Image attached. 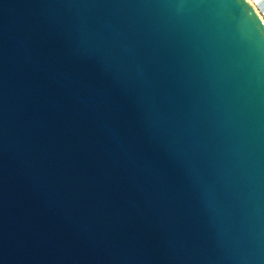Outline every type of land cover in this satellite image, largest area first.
<instances>
[{"label": "water", "instance_id": "water-1", "mask_svg": "<svg viewBox=\"0 0 264 264\" xmlns=\"http://www.w3.org/2000/svg\"><path fill=\"white\" fill-rule=\"evenodd\" d=\"M0 264H264L249 0H0Z\"/></svg>", "mask_w": 264, "mask_h": 264}, {"label": "bare ground", "instance_id": "bare-ground-1", "mask_svg": "<svg viewBox=\"0 0 264 264\" xmlns=\"http://www.w3.org/2000/svg\"><path fill=\"white\" fill-rule=\"evenodd\" d=\"M249 1L253 4L257 12H259L261 18L264 20V0H249ZM259 9L260 10L262 9V11H260Z\"/></svg>", "mask_w": 264, "mask_h": 264}, {"label": "rangeland", "instance_id": "rangeland-1", "mask_svg": "<svg viewBox=\"0 0 264 264\" xmlns=\"http://www.w3.org/2000/svg\"><path fill=\"white\" fill-rule=\"evenodd\" d=\"M260 10V9H259ZM260 11H262V9L260 10ZM263 14V13H262Z\"/></svg>", "mask_w": 264, "mask_h": 264}, {"label": "built area", "instance_id": "built-area-1", "mask_svg": "<svg viewBox=\"0 0 264 264\" xmlns=\"http://www.w3.org/2000/svg\"><path fill=\"white\" fill-rule=\"evenodd\" d=\"M259 13V12H258Z\"/></svg>", "mask_w": 264, "mask_h": 264}]
</instances>
